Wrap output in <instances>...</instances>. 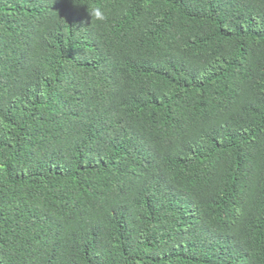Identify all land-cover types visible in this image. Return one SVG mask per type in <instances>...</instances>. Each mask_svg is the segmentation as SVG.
<instances>
[{
    "label": "trees",
    "instance_id": "1",
    "mask_svg": "<svg viewBox=\"0 0 264 264\" xmlns=\"http://www.w3.org/2000/svg\"><path fill=\"white\" fill-rule=\"evenodd\" d=\"M0 264H264V0H0Z\"/></svg>",
    "mask_w": 264,
    "mask_h": 264
},
{
    "label": "clouds",
    "instance_id": "2",
    "mask_svg": "<svg viewBox=\"0 0 264 264\" xmlns=\"http://www.w3.org/2000/svg\"><path fill=\"white\" fill-rule=\"evenodd\" d=\"M89 13L91 18H94L96 21L105 22L107 20V15L101 7H94Z\"/></svg>",
    "mask_w": 264,
    "mask_h": 264
}]
</instances>
